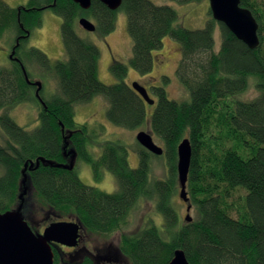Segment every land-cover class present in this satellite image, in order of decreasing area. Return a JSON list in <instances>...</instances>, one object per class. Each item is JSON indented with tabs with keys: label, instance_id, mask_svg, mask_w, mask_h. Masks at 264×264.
<instances>
[{
	"label": "trees",
	"instance_id": "obj_1",
	"mask_svg": "<svg viewBox=\"0 0 264 264\" xmlns=\"http://www.w3.org/2000/svg\"><path fill=\"white\" fill-rule=\"evenodd\" d=\"M241 4L259 23L260 45L254 50L213 18L204 28L189 29L179 23L173 6L151 0H123L115 11L99 0H93L88 10L72 0H27L17 8L0 0V40L11 35L14 58L25 67L30 81L29 66L37 64L54 75L59 89L48 99L42 88L43 106L21 63L13 60L10 67L0 66V127L5 136L0 145V213L20 205L22 172L28 164L23 207L27 221L29 207L36 204L55 221L75 218L89 233L109 236L128 225L141 201H155L163 226L151 222L137 233L121 235L119 249L131 264H168L177 250H183L191 264H264V0H241ZM48 9L62 18L65 59L52 61L38 48L25 49ZM119 11L128 18L132 52L127 63L112 61L110 72L118 82L105 84L99 78L101 51L78 34V20L92 19L96 32L107 36L117 27ZM218 26L222 41L216 50ZM166 37L181 46L176 75L190 99H171L165 87H152L157 106L148 118V103L126 78L130 69L141 75L153 71L154 52ZM162 81L167 84L169 78L163 76ZM251 88L258 95L242 98ZM97 96L107 101L106 116L112 124L137 129L149 123L151 133L163 143L164 154L157 158L167 161L164 178L152 176L155 155L143 148L137 168L130 166L122 142L106 141L101 154H94L90 144L96 130L79 124L75 115L78 105ZM28 102L40 107L38 125L32 130L18 125L9 114ZM184 138L190 139L193 151L187 182L195 211L191 222L182 221L175 207L180 191L177 146ZM65 140L77 154L73 169L61 166L69 162ZM80 160L90 164L96 180L104 170L111 172L117 190L108 193L85 184L77 171ZM240 189L245 196L238 203L231 201ZM52 247L56 264H95L91 256L73 260L60 245Z\"/></svg>",
	"mask_w": 264,
	"mask_h": 264
},
{
	"label": "rangeland",
	"instance_id": "obj_2",
	"mask_svg": "<svg viewBox=\"0 0 264 264\" xmlns=\"http://www.w3.org/2000/svg\"><path fill=\"white\" fill-rule=\"evenodd\" d=\"M13 8L27 4V0H4ZM156 4H169L173 6L180 15L179 23L189 29L204 28L207 21L212 19L210 15V5L208 0L198 2H190L180 4L172 0H151ZM89 19V18H88ZM94 24L95 22L90 19ZM62 18L54 14L50 9L42 12V25L35 29L29 39L25 49L35 47L43 51L52 60L65 59L64 43L61 35ZM96 25V24H95ZM78 34L92 41L101 51L99 61V78L105 84H115L117 78L110 72V65L114 59L127 63L131 56V38L128 32V18L124 11L117 13V27L107 36L99 35L98 32H89L84 30L78 23ZM0 40V66L10 67L13 60L10 58L12 53L11 35H8ZM216 50L221 46V32L219 26L215 30ZM155 65L151 73L141 75L133 69L129 70L126 81L132 86V83L138 82L148 88L151 98L156 99L152 92V87L163 86L167 90L169 97L178 101L189 100L190 95L185 88L180 84L176 70L181 60V46L173 39L166 37L161 49L154 52ZM31 78L34 81L42 82V94L45 98H51L53 94L59 91L58 82L54 75L49 71H45L37 64L29 66ZM163 76L169 78V82L164 84ZM29 77V76H28ZM32 82V81H31ZM29 83V82H28ZM33 85V84H32ZM36 87V86H35ZM258 92L251 88L247 93L241 96L244 99L250 100L255 98ZM157 106L155 104H147L148 118L154 112ZM108 103L102 96L94 97L90 102L81 104L76 107V121L79 124L88 126V130H96L91 140V150L96 156L102 152L101 146L106 141L122 142L129 151V163L132 168H137L139 165V151L143 148L136 139L140 131L151 132L149 123L137 129H125L123 127L112 124L107 116ZM40 107L36 102H28L17 105L9 111L10 116L16 123L28 130L34 129L38 125ZM152 134V133H151ZM153 135V134H152ZM154 141L157 145L163 148V143L157 137ZM5 136L0 127V145L4 144ZM152 154V153H151ZM154 155V154H153ZM152 156L151 173L153 177L164 178L167 174V161L164 157L157 158ZM161 157V156H159ZM77 171L82 181L90 186L96 187L108 193H113L117 190V182L114 175L107 171H103V176L100 180H96L90 164L80 160L76 163ZM2 169H0V174ZM244 190H238L233 194L231 201L238 203L242 196H245ZM175 207L182 221L186 220L187 204L180 198L177 193L175 197ZM27 215L28 221L36 229L37 233H42L45 227L55 222L57 218L48 217L40 210L36 204H32ZM192 218H195V211H191ZM236 217V215L234 214ZM48 217V218H46ZM75 220V218H72ZM71 221V220H69ZM155 223L158 226H163L164 218L156 209V202L144 200L141 201L136 209L132 212L128 225L121 231L113 233L109 236H100L92 234L83 229L79 245L76 247L60 246L61 250L73 260H79L88 255L91 256L95 264H131L130 261L121 253L119 242L122 234H134L139 232L149 223Z\"/></svg>",
	"mask_w": 264,
	"mask_h": 264
},
{
	"label": "water",
	"instance_id": "obj_3",
	"mask_svg": "<svg viewBox=\"0 0 264 264\" xmlns=\"http://www.w3.org/2000/svg\"><path fill=\"white\" fill-rule=\"evenodd\" d=\"M82 9L88 10L93 0H72ZM110 10H118L123 0H99ZM212 17L215 21L224 24L232 34L240 41L245 43L250 49H257L260 45L258 34L259 23L252 11L241 4V0H208ZM79 25L86 31L95 32L96 25L87 17H81L78 20ZM19 44L16 45L18 47ZM16 48H13L10 55L11 59L20 62L14 58ZM22 71L27 82L37 87L35 95L39 102L46 106L41 97L43 88L42 82H31L25 67L22 65ZM132 88L150 105L155 103L146 87L138 82L132 83ZM137 141L147 150L156 156H162L164 149L157 145L151 132L140 131L136 136ZM69 143L65 140L64 150L68 148ZM68 150V149H67ZM66 150V151H67ZM192 145L189 138H184L177 146V174L179 183V196L187 204L186 221L191 222L192 204L187 193L188 174L192 160ZM70 156L67 165H61L68 169H73L77 154L73 148L67 153ZM38 160L36 167L39 165ZM41 161H44L42 158ZM58 165V166H60ZM34 167V162L30 163L29 168ZM28 164H25L23 174V191L19 195L20 205L16 209L0 213V264H56L54 261V251L52 244L66 247H76L81 238L82 226L77 220L55 221L49 223L42 233L33 230L29 222L24 218L23 207L25 197L28 194L27 175ZM168 264H191L183 250L174 252L173 258Z\"/></svg>",
	"mask_w": 264,
	"mask_h": 264
},
{
	"label": "flooded vegetation",
	"instance_id": "obj_4",
	"mask_svg": "<svg viewBox=\"0 0 264 264\" xmlns=\"http://www.w3.org/2000/svg\"><path fill=\"white\" fill-rule=\"evenodd\" d=\"M147 89H148V88H147ZM68 143H69V142H68ZM67 149H68V150H67ZM67 149H66L67 151H66V150H64V151H65V154H66V153H67V152H68V151L71 149V148H69V145H68V148H67ZM66 156H67V158H68V160H69V159H70V156H69V155H67V154H66ZM61 246H62V245H61ZM111 264H112V263H111Z\"/></svg>",
	"mask_w": 264,
	"mask_h": 264
}]
</instances>
